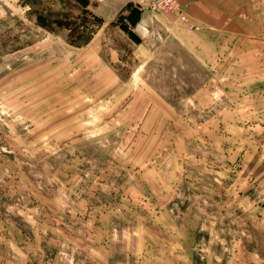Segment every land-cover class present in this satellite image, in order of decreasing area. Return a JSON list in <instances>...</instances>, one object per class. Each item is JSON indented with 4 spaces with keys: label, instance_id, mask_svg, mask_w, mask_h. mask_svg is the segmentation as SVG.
Instances as JSON below:
<instances>
[{
    "label": "rangeland",
    "instance_id": "374dc122",
    "mask_svg": "<svg viewBox=\"0 0 264 264\" xmlns=\"http://www.w3.org/2000/svg\"><path fill=\"white\" fill-rule=\"evenodd\" d=\"M106 1L0 0V264H264V0Z\"/></svg>",
    "mask_w": 264,
    "mask_h": 264
},
{
    "label": "crops",
    "instance_id": "0c3cea01",
    "mask_svg": "<svg viewBox=\"0 0 264 264\" xmlns=\"http://www.w3.org/2000/svg\"><path fill=\"white\" fill-rule=\"evenodd\" d=\"M232 1L234 0H179L193 25L194 33L204 40H209L210 36H213L212 31L219 30L223 25L230 23L231 16L236 14ZM106 2L111 8H122L129 3L128 0H107ZM154 20L160 22L171 36L183 43L187 41L186 32H193L188 30L187 24L179 20L176 12L160 13L155 17L147 12H140L134 29L140 34L143 30H147L149 22ZM189 45L191 46L190 43Z\"/></svg>",
    "mask_w": 264,
    "mask_h": 264
},
{
    "label": "built area",
    "instance_id": "2783aa9c",
    "mask_svg": "<svg viewBox=\"0 0 264 264\" xmlns=\"http://www.w3.org/2000/svg\"><path fill=\"white\" fill-rule=\"evenodd\" d=\"M132 5H134L141 12H147L151 15L166 12H176L178 13L179 20L188 27L192 28L187 14L184 12V6L179 2V0H128Z\"/></svg>",
    "mask_w": 264,
    "mask_h": 264
}]
</instances>
